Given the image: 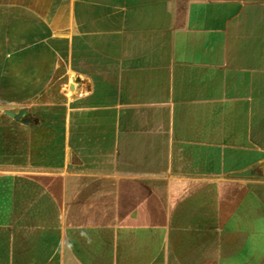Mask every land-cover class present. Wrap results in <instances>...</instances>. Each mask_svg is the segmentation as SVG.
I'll use <instances>...</instances> for the list:
<instances>
[{
    "label": "crops",
    "instance_id": "crops-1",
    "mask_svg": "<svg viewBox=\"0 0 264 264\" xmlns=\"http://www.w3.org/2000/svg\"><path fill=\"white\" fill-rule=\"evenodd\" d=\"M1 104L0 264H264V0H0Z\"/></svg>",
    "mask_w": 264,
    "mask_h": 264
},
{
    "label": "water",
    "instance_id": "water-1",
    "mask_svg": "<svg viewBox=\"0 0 264 264\" xmlns=\"http://www.w3.org/2000/svg\"><path fill=\"white\" fill-rule=\"evenodd\" d=\"M13 109H20L19 113L15 114L13 112H11V110ZM0 111H2L3 113H5L6 115H8L9 117L13 118L16 121H19L21 119L26 120L27 117H23L26 109L24 107L21 106H16V105H5V104H1L0 105ZM24 124L26 122H23ZM251 174V171H248L246 173H242L240 174V176H245V175H249Z\"/></svg>",
    "mask_w": 264,
    "mask_h": 264
}]
</instances>
